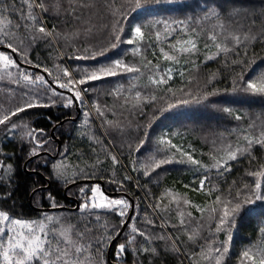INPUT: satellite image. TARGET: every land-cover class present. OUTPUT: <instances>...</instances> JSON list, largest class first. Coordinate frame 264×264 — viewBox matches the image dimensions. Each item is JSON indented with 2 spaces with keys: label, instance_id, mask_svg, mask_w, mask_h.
Segmentation results:
<instances>
[{
  "label": "snow or ice",
  "instance_id": "obj_1",
  "mask_svg": "<svg viewBox=\"0 0 264 264\" xmlns=\"http://www.w3.org/2000/svg\"><path fill=\"white\" fill-rule=\"evenodd\" d=\"M160 4L188 6L185 0H121L118 6L116 0H67V3L65 0H0V80L7 77L17 86L22 82L25 85L20 89L19 102L12 107L0 105V131L6 137L18 138L22 147L27 141L30 145L29 161L39 158L42 153H51L53 157L60 156L59 160L44 159L42 163L45 166L50 165V178L62 183L66 197L69 194L80 197L76 213L67 216L44 212L36 219L24 218L22 212H17L15 202L11 207L0 208V264H110L103 258L104 247L111 246L121 238L126 224L130 231L124 235L123 243L115 245L117 260L131 251L135 256H144L146 260L150 257L148 264H156L161 256L169 254L180 257V264H184L185 260L188 264H231L233 258L236 264H264V239L259 244L250 243L244 246L239 253L233 250L234 231L238 227V221L255 213L257 209L259 215L264 217V163L260 162L264 160V155H257L264 153V128L256 131L255 125L249 124L236 135L235 143L231 139L235 133L230 132L227 143L220 149L222 155L214 154L215 148L209 151L210 163L195 159L191 152L182 145L173 143L171 138L161 135L153 140L145 133V138H137L135 148L131 142H127L128 155L123 152V144L119 152L114 153V145L109 141L105 146L103 160L97 155L91 163L85 162L84 167H81L80 164L65 163L66 155L53 148V140L46 129L25 119L30 115L26 111L28 109L47 108L57 104L68 108L75 101L84 104L89 89L81 86L118 74H132V80L146 76V86L136 90L137 85L130 82L127 90L134 100L131 110L141 116L147 114L145 110L149 107L163 114L191 103L211 106L232 115V108L210 103L209 98L217 94L215 89L208 90L206 87L196 93L191 89V70L199 71V41L203 29L198 24L203 21L220 22L219 32L214 27L207 33V40L212 42L216 54L206 56L202 62L206 65L208 61L221 55L241 57L240 49H246L250 42L264 44V10L257 13L255 10L242 9L238 0H205L201 10L203 16L199 19L195 16L187 20L171 19L159 15H152L146 20L129 19L133 13L144 10L147 5ZM92 14L97 18H106L108 22L105 23L104 30L110 33L111 42L107 48L91 57L87 54L77 55V60H95L96 55L102 56L106 51L117 49L124 43L122 36L127 33L131 37L127 44H143L146 48L153 49V56L156 55V46L167 45V50L160 46L159 53L170 65L161 67L159 62L153 64L146 56H142L139 63H128L124 58H116L110 63L85 66L75 72L69 67L56 64L54 67L60 74L54 75L49 67L35 63V67H43V73L52 77L51 83L44 75L22 69L21 64H33L31 51L40 44L52 46L56 42L59 47L62 39L71 47L78 41L93 36L96 25L91 22ZM61 15L65 19L59 26H49V19L59 20ZM242 15L246 20L251 16L253 25L259 17L261 30L254 32L248 27H241L240 32H236L230 28L229 25ZM68 24L78 27L62 32L60 29ZM181 33L182 37L176 39ZM204 48L208 49L207 43ZM132 52L140 54L141 48L134 47ZM246 56L247 51L243 53V57ZM182 57L197 59H184L182 64ZM225 63H228L227 59ZM245 64L247 60L243 58L231 60L233 67ZM13 69L16 71L13 72ZM186 72L189 73V87L173 90L169 82L177 75L184 77ZM212 80H215L214 74ZM212 80L206 81V84L210 85ZM53 85H58V88ZM231 91L264 98V71L249 79H245L243 72L237 74L232 79ZM120 95L122 93L117 91V96ZM124 103H129L127 97ZM87 107L94 108L96 118L100 120L99 135L90 126L91 111H85L83 124L86 129L80 132L81 136H87L95 144L103 145L105 139L114 135L123 137L131 134V130L122 127L118 120L108 118L109 114L116 117L114 108L107 105L102 107L99 101H94ZM261 115L264 116V113ZM234 118L236 121L244 119L239 114ZM172 135L178 136L179 133ZM215 143L216 140H213L214 145ZM146 144L150 147L145 148ZM141 149H144L143 153ZM95 151L93 148V152ZM133 152L136 153L135 158L130 164H124ZM76 159L79 161L82 157L77 156ZM243 159H247L249 163V168L244 173L246 179L232 180L229 183L227 174L232 172L234 164H239ZM106 160L111 162L108 167H105ZM173 162L195 166L193 180H198L199 183L194 190L206 192L209 199L205 204H198L186 196L172 195L170 203L175 204V219L169 217L164 220L161 217L159 225L155 219L144 220L153 229L159 226V233L138 227L136 216L129 215V211L131 209L138 214L139 206H134L128 198H112L106 194V189L100 183L106 181L117 185L121 190H125L130 184H134L137 189H146L156 170ZM40 163L37 159V166ZM70 166L73 168L71 175L68 174ZM128 168L136 175L128 174ZM0 172V185H4L5 180L7 185L15 183L13 164L0 161ZM142 178H146L148 183L141 184ZM213 179L223 181V184L212 185ZM89 181L94 182L88 183ZM72 187H75V192ZM13 195L14 190H10L0 196V199L9 200ZM37 195L39 192L34 189L33 199ZM165 195H169V190L165 191ZM47 200L53 209L63 207L51 192L47 194ZM184 206L189 210H185ZM20 207L22 209L23 205ZM150 207L161 209L162 204L157 203ZM109 213H115L119 222L112 224L105 220L101 226V216ZM259 233L264 237V227L259 228ZM221 235L223 239H220ZM133 264L143 262L134 259Z\"/></svg>",
  "mask_w": 264,
  "mask_h": 264
},
{
  "label": "trees",
  "instance_id": "obj_2",
  "mask_svg": "<svg viewBox=\"0 0 264 264\" xmlns=\"http://www.w3.org/2000/svg\"><path fill=\"white\" fill-rule=\"evenodd\" d=\"M121 2V0H116V4ZM67 3V0H65ZM197 3L199 6H197ZM183 4H160V5H147L145 9L139 11L138 13H133L129 19L135 18L136 20H146L152 15H159L164 17H169L171 19H181L187 20L193 16L199 17L203 16L201 11L204 8L205 0H185ZM238 4L242 9L245 10H255L259 13L264 10V0H238ZM95 14L91 16L92 24H95L94 20ZM65 17L60 16V19H49L48 24L59 26ZM101 27H96L94 30V35L89 37L87 40L78 41L76 44L69 47L61 39L59 42V47L56 46V42H53L52 46H46L40 44L38 47L31 51V59L33 64L31 66L35 67V63L39 62L43 66L49 67L54 75H59L60 73L56 70L54 65L59 64L61 67H69L74 72L78 69H82L85 66L91 67L93 65H100L110 63L113 59L124 58L128 63H139L142 56H146L147 59H151L153 64L157 62L160 63L161 67L170 65V62L163 60L159 53V47L163 46L167 50V45H158L155 47L156 55H152L153 49L146 48L143 44L129 45L127 40L131 37L125 33L122 36L124 43H121L117 49H111L106 51L104 55H96L95 60L93 59H80L77 60L75 57L77 55L84 56L88 55L91 57L96 53L107 48L111 42L110 33H106L105 23L108 21L106 18L101 17ZM252 17L249 16L247 20L244 16L237 17L229 27L235 29L236 32H240L241 27H248L254 32H259L261 30L260 18L257 17V23H251ZM104 21V22H102ZM219 21H203L198 24L200 28L203 29L201 33V39L199 41V51L200 55L198 57L199 71L191 70L192 84L191 89L194 93L198 90H203L206 87L208 90L215 89L217 94L210 97V103L218 105L219 107H230L233 109V114L229 115L222 111H218L215 108L209 106L204 107L203 105H197L191 103L189 105L180 106L169 111H165L161 114L158 111H154L153 108H147L146 115L141 116L137 112L132 111V105L134 100L129 96L128 89L130 87V82L137 85L136 90H140L147 85L146 76L139 77L132 80V74H118L114 77H106L103 81H93L82 86L89 89V93L85 98L84 104H80L81 114L79 118L74 120L77 115L78 107L74 102L73 106L64 108L57 105L50 107H40L34 109L26 110L30 113L25 119L35 122L38 127H43L46 129L47 134L53 140V148L57 150L58 141L61 142L60 153L65 154L67 159L65 163L69 165L80 164L84 167L85 162L91 163L97 155L100 159L105 158V146L111 141L114 145L112 151L118 153L123 144V152L128 155L127 142H131L133 148L137 146L138 139H143L144 134L147 133L148 137L155 140L161 135H164L165 131H169L172 135L173 133H179V137L175 136L173 139L175 141L180 140L181 143L191 146L192 151H190L195 159H200L203 163H210L208 153L210 150L215 148L216 155H222L220 149L224 144L227 143L229 138V133H235L231 137L233 143H235L236 135L239 131L247 128L249 124L255 125V130L259 131L264 128V98L253 97L243 93H233L231 91L232 79L237 77V74L243 72L245 79L252 78L258 73L264 71V44L250 42L247 48H241V57H234L228 54L227 57L221 55L219 58L208 61L205 65L202 63L206 56H215L216 49L212 42L207 40V33L216 28L219 32L218 27ZM78 27L77 25L68 24L61 28L62 32H67L69 29ZM182 33L176 37L180 39ZM175 42V40L173 41ZM208 44V49L204 48V44ZM134 47H140L141 53L134 54L132 49ZM77 49L79 51H77ZM87 49V53H85ZM247 51V56L243 57V53ZM126 54V55H125ZM246 59L247 64L239 65L233 67L231 65L232 59ZM184 59H197L196 57H182L181 63L183 64ZM227 59L228 63H225ZM22 69H26L29 73L44 75L43 67L34 69L26 66H22ZM190 68V65H189ZM181 70H183L181 68ZM13 72L16 70L13 69ZM213 74L215 75V80H212ZM46 78V76H45ZM52 81V77H49ZM47 79V78H46ZM189 73L186 72L184 77L175 76V78L169 82V85L173 90L180 88H188ZM212 80V83L206 84V81ZM51 83V82H50ZM121 85L123 86L121 88ZM24 83L20 86L12 83L10 79L5 77L0 80V105L3 107H12L18 101L21 95L20 89L24 87ZM58 88V85H53ZM95 89V91H93ZM59 90V89H58ZM65 91L66 90H59ZM117 91L121 92L122 95L117 96ZM89 96L91 99H89ZM129 99V103L125 104V98ZM94 101H99L100 105L103 107L107 105L109 108H114L117 112L116 117H112L109 114V119L118 120L122 127L126 130L130 129L131 134L125 135L123 137L119 135H114V137H109L104 140L103 145L95 144L90 141L87 136H81L80 132L86 129L84 126V115L85 111H91L90 126L93 130L97 131L99 135V123L100 120L96 118V113L94 108L87 107L91 105ZM47 103V101H44ZM76 114V115H75ZM239 114L244 119L241 121L235 120V115ZM55 131L54 138L52 136V130ZM222 139H219L221 138ZM213 140H216L215 145ZM149 145H145V148H149ZM30 145L25 141L22 147L19 143L18 138L12 139L6 137L3 131H0V161L5 164L11 163L14 165V181L15 183L7 185L5 180L4 185H0V196H3L10 190H14V195L9 200L0 199V208L11 207L13 202H15L17 212H22L24 218L36 219L41 215V213H49L52 215H63L67 216L69 214L76 213V205L80 202L79 195L65 196V187L62 183H57L56 180L50 178L51 167L50 165L45 166L42 161L44 159L52 160L61 159L60 156L51 157L49 154L41 155L39 158H33L32 161L28 160ZM95 148V152H93ZM144 149H141L143 153ZM51 154V153H50ZM257 155H264V153H257ZM81 156V160H77L76 157ZM136 153L133 152L124 164H130L131 160L134 159ZM6 157H11L7 159ZM37 159L41 161L39 166H37ZM27 162V166L25 165ZM264 163V160L260 161ZM110 160L105 161V167L110 165ZM119 168V166H117ZM195 166L173 162L169 165H164L161 169H157L156 173L153 174L152 181L147 182L146 178L141 179V184L148 183V187L137 189L134 184L126 186L125 190H121L117 185H112L106 181H100L104 183L105 189L108 192H118L120 196L128 198L138 205L137 212L133 213L136 216V223L138 227L146 228L149 232L159 233V226L155 229L147 226L144 223L146 218L155 219L159 225L161 222V217L167 220L169 217L175 219V204L170 203L171 199L168 197L170 194H180L186 196L193 203L205 204L208 202V197L206 192H198L194 189L198 187V180H193V170ZM249 168V163L247 159L241 160L239 164L233 165V170L231 173L227 174V180L230 183L232 180L246 179L244 176L245 171ZM73 168L70 166L68 168V174L71 175ZM123 172V169H121ZM2 174V172H0ZM128 174L135 176L136 173L132 172L131 168H128ZM94 181H89L88 183H93ZM84 183V181H81ZM212 185L223 184V181H217L213 179L211 181ZM188 185V187H185ZM37 190L39 195L33 199V190ZM169 190V195H165V191ZM72 191L75 192V187H72ZM51 192L59 203L65 207L59 210H41L42 208H51L48 200L47 194ZM43 197V199H41ZM161 203V209H154L150 205H155ZM20 205H23L21 209ZM167 207V210H165ZM185 207V210H189ZM130 212V211H129ZM199 215V213H194ZM108 220L112 224H117L119 218L115 213H109L107 215L101 216L100 225L104 224V221ZM131 223V221H129ZM264 227V217L259 215V209L255 213H251L246 216L242 221H238V227L234 231V246L233 250L239 253L244 246L250 243H257L264 239L259 233V228ZM102 231V227H100ZM130 231L128 225L122 232L121 238L116 240L111 246L105 245L104 247V259L108 260L110 264H133V260H141L143 264H148L150 257L146 260L144 256H135L131 251L126 253L120 260L115 257V245L124 242V235ZM167 231V230H165ZM221 235L220 239H223ZM138 239H141L138 237ZM163 245H161L162 247ZM156 264H180V257L175 255L161 256ZM184 264H188L185 260ZM231 264H236L235 258L232 259Z\"/></svg>",
  "mask_w": 264,
  "mask_h": 264
},
{
  "label": "rangeland",
  "instance_id": "obj_3",
  "mask_svg": "<svg viewBox=\"0 0 264 264\" xmlns=\"http://www.w3.org/2000/svg\"><path fill=\"white\" fill-rule=\"evenodd\" d=\"M94 20L96 21V23L93 24V25H96V27H101V25H100V23H101L100 18H97V17L95 16ZM102 22H104V21H102ZM81 87H82V86H81ZM85 99H86L87 103L90 104L89 101H88V99H87V98H85ZM76 106H78V111L76 112L77 115L75 114V115H76V118H75L74 120H76L77 118H79V116H80V114H81V112H82V111H81V107H80V103H79V102L76 103ZM78 114H79V116H78ZM164 136H165L166 138H171V139L173 140V143H178V144L182 145V146L184 147L185 150H187V151H189V152L192 151L191 146L181 143L182 141L180 142V140H178V141L176 140V141H175V139H173L175 136H174V135H171V134L169 133L168 130L165 131ZM178 137H179V136H178ZM107 193H108V191H107ZM107 193H106V194H107ZM115 193H118V192H115ZM107 195H108V194H107ZM172 195H174V194H170L168 197L171 199ZM109 196H110V195H109ZM111 197H112V198H124L123 196H120L119 194L113 195V196H111ZM134 206H135V204H134Z\"/></svg>",
  "mask_w": 264,
  "mask_h": 264
},
{
  "label": "water",
  "instance_id": "obj_4",
  "mask_svg": "<svg viewBox=\"0 0 264 264\" xmlns=\"http://www.w3.org/2000/svg\"><path fill=\"white\" fill-rule=\"evenodd\" d=\"M19 62V61H18ZM22 66H26V67H30V68H32V69H34L35 67H33V66H31V65H28V64H21ZM45 76H46V78L51 82V80H50V78H49V76L45 73ZM78 107V106H77ZM78 116H79V114H78ZM75 119V118H74ZM52 136L54 137V138H56V136H55V131H54V129L52 130ZM56 140L58 141V148H57V151L59 152L60 151V148H61V142L56 138ZM41 155H43V153L41 154ZM49 155L51 156V157H53V155L52 154H50L49 153ZM56 157V156H55ZM26 166H27V162H26V164H25ZM101 184H102V187L105 189V186H104V183L103 182H100ZM106 193H107V191H106ZM108 195H110V196H113V195H116V194H118V193H115V192H108L107 193ZM133 202V201H132ZM79 203V202H78ZM133 205H134V202H133ZM61 208H65V207H58V208H55V209H53L52 207L51 208H42L41 210H45V211H47V210H59V209H61ZM133 211L130 209V212H129V215H133ZM126 226H127V224L123 227V229H122V232L125 230V228H126Z\"/></svg>",
  "mask_w": 264,
  "mask_h": 264
}]
</instances>
